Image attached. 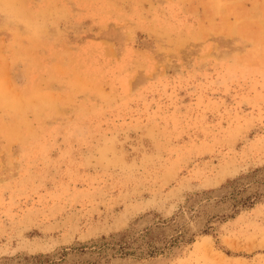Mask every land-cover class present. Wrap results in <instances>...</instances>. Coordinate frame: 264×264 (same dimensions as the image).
Returning a JSON list of instances; mask_svg holds the SVG:
<instances>
[{
    "label": "rangeland",
    "instance_id": "374dc122",
    "mask_svg": "<svg viewBox=\"0 0 264 264\" xmlns=\"http://www.w3.org/2000/svg\"><path fill=\"white\" fill-rule=\"evenodd\" d=\"M0 264H264V0H0Z\"/></svg>",
    "mask_w": 264,
    "mask_h": 264
}]
</instances>
